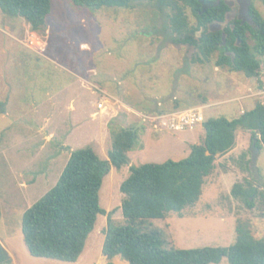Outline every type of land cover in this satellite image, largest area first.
<instances>
[{"label":"rangeland","instance_id":"obj_1","mask_svg":"<svg viewBox=\"0 0 264 264\" xmlns=\"http://www.w3.org/2000/svg\"><path fill=\"white\" fill-rule=\"evenodd\" d=\"M254 4L264 17L262 0ZM169 15L152 0H134L129 9L98 10L53 0L44 31L34 32L24 20L0 10V102L5 108L0 113V242L10 264L110 262L102 252L108 224L104 215L98 216L76 263L36 258L26 248L23 215L55 187L73 151L91 147L109 160L114 135L136 129L129 165L111 166L100 190L101 208L114 211V223L123 226L121 185L130 167L179 161L193 145L204 143L201 124L176 131L161 127L157 118L200 109L203 122L233 120L258 102L264 104V57L260 80L217 67L218 53L209 63H193L197 50L178 42ZM252 143L251 133L239 130L234 148L217 158L198 203L181 215L148 221V227L163 231L168 248L230 246L239 222L257 239L264 238L260 201L248 209L244 199L232 194L236 184L264 187V149L252 167ZM111 262L127 263L120 257Z\"/></svg>","mask_w":264,"mask_h":264},{"label":"trees","instance_id":"obj_2","mask_svg":"<svg viewBox=\"0 0 264 264\" xmlns=\"http://www.w3.org/2000/svg\"><path fill=\"white\" fill-rule=\"evenodd\" d=\"M80 8H131L134 0H71ZM170 12L169 23L178 42L196 48L193 63H209L219 54L216 66L243 73L260 80L264 57V17L254 7V24L237 20L223 30L210 31V25L224 24L229 7L217 0H152ZM53 0H0V10L10 18H19L34 32H42L52 13ZM195 19L191 24L190 16ZM205 32L199 38L198 32ZM226 34V43L223 36ZM261 88H264L261 83ZM0 102V113H4ZM204 143L193 145L189 156L163 163L130 167V176L122 183V212L127 224L117 226L112 212L100 206V190L111 166L129 165V152L138 136L132 128L114 135L109 160H102L93 148L73 151L58 183L22 219V234L29 254L67 263H76L94 231L99 215L107 216L103 256L120 257L129 264H264V238L257 239L243 222L236 227V241L227 247L176 249L167 247L163 231L147 226L150 220H163L171 213L179 215L195 206L201 198L206 179L216 168L219 156L235 146L239 130L248 131L257 147L264 149V104L244 112L238 118H211L202 124ZM236 198L244 199L248 209L259 200L264 209V187L248 189L236 184ZM1 219V207H0ZM11 257L0 242V264H10Z\"/></svg>","mask_w":264,"mask_h":264},{"label":"built area","instance_id":"obj_3","mask_svg":"<svg viewBox=\"0 0 264 264\" xmlns=\"http://www.w3.org/2000/svg\"><path fill=\"white\" fill-rule=\"evenodd\" d=\"M98 109L100 112L106 110L102 103L98 105ZM156 121L160 122L161 127H168L176 131L193 130L203 123V114L200 109H191L183 114L175 113L170 116H161Z\"/></svg>","mask_w":264,"mask_h":264},{"label":"water","instance_id":"obj_4","mask_svg":"<svg viewBox=\"0 0 264 264\" xmlns=\"http://www.w3.org/2000/svg\"><path fill=\"white\" fill-rule=\"evenodd\" d=\"M221 0H217L218 3H220ZM240 2V4L242 6H244L243 9H241L240 11V15L238 17L239 20L242 21L243 24H245L247 21H252L251 17H250V5H251V2L250 0H238ZM226 4L228 6L231 7V5L226 2ZM215 26H221V28L223 27L222 24H219V23H215V24H211L210 25V31L211 32H217L219 30H214L213 27ZM203 30V29H202ZM226 34L224 33V36H223V40H224V44L226 43ZM133 132H136V129H132ZM257 140H254L253 143H252V147H251V153H252V159H251V166L252 167H256V163L258 161V158H259V155H260V149L257 147Z\"/></svg>","mask_w":264,"mask_h":264},{"label":"flooded vegetation","instance_id":"obj_5","mask_svg":"<svg viewBox=\"0 0 264 264\" xmlns=\"http://www.w3.org/2000/svg\"><path fill=\"white\" fill-rule=\"evenodd\" d=\"M221 1H224L225 3L228 2L231 5V7L227 5L229 7V11L225 15V22L226 23L231 22L230 24H232L233 22L239 20L238 17L240 15V11H241V9L244 8V6H242L238 0H221ZM250 2H251V5H250V11L249 12H250V17H251L252 7H254L258 12H259V10L256 8V6L254 4V0H250ZM262 2L264 5V0H262ZM218 4H220V3H218ZM251 19H252V17H251ZM239 21H241V20H239ZM246 23L251 24V25L254 24L253 19H252V21H249V22L247 21Z\"/></svg>","mask_w":264,"mask_h":264},{"label":"crops","instance_id":"obj_6","mask_svg":"<svg viewBox=\"0 0 264 264\" xmlns=\"http://www.w3.org/2000/svg\"><path fill=\"white\" fill-rule=\"evenodd\" d=\"M208 104H205V106H207ZM202 125V124H201ZM198 127H201V126H198ZM203 127V126H202ZM195 130V129H194ZM193 132V131H192ZM204 133H205V130H204ZM182 140V139H181ZM106 259V258H105Z\"/></svg>","mask_w":264,"mask_h":264},{"label":"bare ground","instance_id":"obj_7","mask_svg":"<svg viewBox=\"0 0 264 264\" xmlns=\"http://www.w3.org/2000/svg\"><path fill=\"white\" fill-rule=\"evenodd\" d=\"M126 264H129L128 262Z\"/></svg>","mask_w":264,"mask_h":264}]
</instances>
